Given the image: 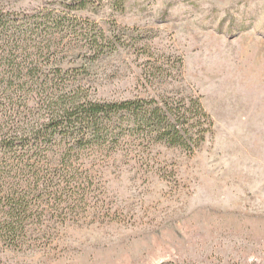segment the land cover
Instances as JSON below:
<instances>
[{"label":"rangeland","instance_id":"obj_1","mask_svg":"<svg viewBox=\"0 0 264 264\" xmlns=\"http://www.w3.org/2000/svg\"><path fill=\"white\" fill-rule=\"evenodd\" d=\"M90 1L78 22L121 42L72 61L93 95L199 98L212 130L194 153L156 144L104 163L76 212L49 208L21 239L0 236V264H264V0Z\"/></svg>","mask_w":264,"mask_h":264},{"label":"trees","instance_id":"obj_2","mask_svg":"<svg viewBox=\"0 0 264 264\" xmlns=\"http://www.w3.org/2000/svg\"><path fill=\"white\" fill-rule=\"evenodd\" d=\"M90 0L16 11L0 3V236L30 231L45 211H77L104 163L144 160L156 144L194 153L213 119L199 98L158 93L96 98L71 65L116 50L97 23L78 22ZM161 73L149 70L146 81Z\"/></svg>","mask_w":264,"mask_h":264}]
</instances>
